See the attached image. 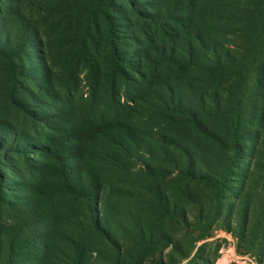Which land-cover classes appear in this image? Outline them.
<instances>
[{"label":"rangeland","instance_id":"rangeland-1","mask_svg":"<svg viewBox=\"0 0 264 264\" xmlns=\"http://www.w3.org/2000/svg\"><path fill=\"white\" fill-rule=\"evenodd\" d=\"M218 1L0 0V264H76L82 243L93 249L83 264H125L156 237L144 264L258 263L239 251L231 211L255 169L256 122L245 120L237 149L213 115L242 106L262 118L264 89L255 76L227 94L230 75L202 71L211 53L198 31L238 57L239 26L214 18ZM150 25L164 28L157 46L183 52L180 63L149 54L142 67L145 57L124 63L114 52L145 55L135 39ZM201 100L206 132L191 115ZM100 124L123 137L90 131ZM66 130L86 139L68 159L51 142Z\"/></svg>","mask_w":264,"mask_h":264},{"label":"trees","instance_id":"trees-1","mask_svg":"<svg viewBox=\"0 0 264 264\" xmlns=\"http://www.w3.org/2000/svg\"><path fill=\"white\" fill-rule=\"evenodd\" d=\"M211 4L212 6L210 5V7L215 19L232 17L238 24L239 27L235 30L239 37V41L236 45L238 57L235 58L230 55V50L225 46V43L221 39L215 36L206 37L198 31L195 34L196 39L199 42L208 44L206 45V49L211 53L210 58H207L208 62L202 63V71H219L222 75H230V79L227 80L229 85L225 88L227 94L232 93L234 89L239 91L244 90L250 79L255 76L256 78L254 80L264 89V0H219L216 4L213 2ZM151 8H153V11L147 12V15L151 21L158 23L159 7L157 5H151ZM257 17L259 18V21H256ZM141 33L143 34V37L138 36L137 39H135V42L138 44L139 48L144 47V49H146L145 55L141 56L139 51H136V54L131 57L128 56L129 49L125 51L114 50L115 53L119 54L124 63H126L124 60L126 58L136 61L137 58L145 57L146 63L142 65V67H145L147 64L146 57L149 56V54H152L153 56H156V54L162 56L168 54L173 62L180 63L182 61L181 55L183 52H176L171 49L168 51V47H163L162 45L157 46L160 36L164 34V28H160L158 25H156V27L151 26L150 30L144 29ZM233 36H235V34ZM122 73L123 76L127 75L124 68L122 69ZM171 86L172 87L169 88L176 89L174 84ZM176 90V94L179 95V104L182 106L181 109L185 110L183 108V103L188 102H184V96H186L184 95V90ZM189 92L194 93L192 89H189ZM254 95H256V93H254ZM207 96V90L203 89L201 97L204 98ZM258 96H262L264 101V94H258ZM200 102H203L200 112L193 111L191 115L195 119L194 125L199 128L198 130L200 132H206L207 128L204 126L200 127L199 123L208 120L211 117V113L206 108V102L204 100H201ZM214 112L213 118H217L221 124L223 133L227 137L234 139V142L236 143L233 147H236L237 149L238 146L241 145L239 130L242 128L245 120L252 117L253 122H256V124L253 125L255 127H252V130H254V134L251 132L252 140L261 146L260 149H258L257 155L262 159L258 160V156H256L255 159L251 160V163L253 164L252 168L255 169L248 170L249 173L246 177L245 183L240 186L241 193L231 208V211L233 212L232 218H234L232 232L237 238L239 251L251 254L257 259L259 264H264V106L262 109V118L257 117L256 114L252 115L247 113L246 109L242 106H239L236 110L233 109L231 112L225 111L224 108H216ZM90 131L95 132L100 137L106 136L109 139L120 138L123 137L124 134V132L120 130L118 134L115 128L106 127L104 124L91 127ZM84 135L85 133L83 131L75 132L73 130H66L53 138L51 142L53 145H58V152L68 159L72 154L77 156L79 153H82L84 147L79 145L78 141H85L86 139ZM185 148L186 149L184 150H188L187 147ZM192 156L193 155H191V157ZM234 156L239 161L240 155L236 153ZM235 158L233 159V166L237 161ZM236 167L239 168L241 166ZM81 169H84L83 166ZM65 176L68 184L71 185L72 183L69 175ZM90 184H94V182L91 181ZM96 227H98L99 230H103L101 226L97 225V222ZM206 237L207 234L197 236L193 245ZM74 241L76 242L77 240ZM148 244L152 245L151 247H155L157 246L156 244H161V240L157 237L156 240L151 238L148 240ZM87 246L88 245H85L84 243L77 247L75 246L73 250L75 260L73 261L76 262V264H83L87 252L93 251V249H90ZM151 247L142 248L138 251V254H135L133 260L128 263L125 262V264H144L148 258L154 260L155 255L148 257L144 254V251H149ZM67 256L71 260L70 255ZM186 257L187 255H183V258ZM68 264L72 263L68 262Z\"/></svg>","mask_w":264,"mask_h":264},{"label":"crops","instance_id":"crops-1","mask_svg":"<svg viewBox=\"0 0 264 264\" xmlns=\"http://www.w3.org/2000/svg\"><path fill=\"white\" fill-rule=\"evenodd\" d=\"M204 240V239H203ZM202 241V240H201ZM200 242V241H199ZM199 242H197V244L199 243ZM187 258V257H186ZM186 258H182L183 260H185ZM256 264H258L257 262H256Z\"/></svg>","mask_w":264,"mask_h":264}]
</instances>
